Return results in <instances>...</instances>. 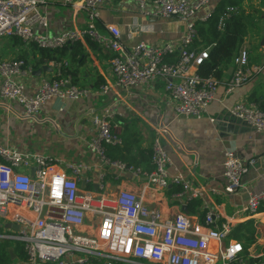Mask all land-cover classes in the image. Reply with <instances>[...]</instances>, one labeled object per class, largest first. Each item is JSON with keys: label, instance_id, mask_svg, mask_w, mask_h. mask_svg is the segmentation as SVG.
I'll use <instances>...</instances> for the list:
<instances>
[{"label": "built area", "instance_id": "obj_1", "mask_svg": "<svg viewBox=\"0 0 264 264\" xmlns=\"http://www.w3.org/2000/svg\"><path fill=\"white\" fill-rule=\"evenodd\" d=\"M70 1L76 10L87 13L91 38L114 53L111 67L117 86L129 88L161 79L175 102L178 115L201 118L207 113L221 81L199 72V66L209 57L210 47L197 50L191 45L197 34L196 22L212 14L209 12L199 18L198 11L211 0H134L142 15L176 17L185 22L179 58L174 62L167 60L176 50L171 42L139 41L128 48L118 25L109 23L108 32H100L96 21L101 17L105 0ZM44 2L0 0V39L18 37L53 50L82 38L78 30L52 36L36 33V25L47 26L48 23L40 12ZM236 9L229 7L227 15ZM132 25L141 26V23L136 18ZM51 63L56 68L55 76L42 78L38 91L30 95L20 78L31 74L33 66L24 58L0 57L1 98L17 102L27 117H33L52 98L78 100L89 94L88 87L78 85L65 73L67 60ZM231 66L233 69L226 81L228 93L261 69L259 65L250 64L249 46L244 42ZM101 89L107 92L109 85H102ZM229 113L257 132H264V109L256 103H237L229 108ZM92 120L96 133L89 139L88 147L99 162L95 165L68 162L50 154L21 151L0 143V241H21L26 252V260H15L12 264H131L134 259H144L151 264L243 263L240 257L245 249L243 242L232 238L225 243L232 226L230 222L218 221L219 215L206 202L204 221L198 222L185 211L168 214L158 206H150L145 190L123 189L115 196L106 194L102 171L97 177V190L82 187L86 172L101 170L107 165L144 176L147 186L154 189L175 186L171 198L184 205L221 193L217 188L195 184L180 171L169 173L172 161L163 142L162 129L156 130L153 139L151 163L154 168L149 171L109 156V146L123 144V126L112 106L95 113ZM223 154L224 191L229 194L246 191L248 198L240 211L258 213L264 202V187L251 190L242 182L249 163L237 155L235 147H225ZM23 167L29 171H23ZM8 224H18L19 228ZM213 240L220 242L216 251L212 250ZM263 255L252 254L254 257Z\"/></svg>", "mask_w": 264, "mask_h": 264}, {"label": "crops", "instance_id": "obj_2", "mask_svg": "<svg viewBox=\"0 0 264 264\" xmlns=\"http://www.w3.org/2000/svg\"><path fill=\"white\" fill-rule=\"evenodd\" d=\"M220 1L211 0L198 11V17L213 12ZM247 3L248 0H243L242 8L253 23L249 25L243 42L249 46L250 64L259 65L260 71L230 93L226 91L229 73L221 80L217 97L209 104L207 113L201 118H184L176 113L175 102L166 92L165 83L161 79L129 88L117 86L111 67L114 53L99 44L91 48L86 41L85 35L89 34L87 13L76 10L70 0H45L40 6V12L47 18V26L39 24L34 30L38 34L50 36L73 30L81 32L82 38L79 40L87 53L85 60L72 61V46L61 57L75 70V83L88 87L90 92L78 100L52 98L33 117H27L24 108L17 102L4 101L0 96V143L21 151L50 154L68 162L95 165L99 162L88 147L89 139L96 133L92 117L105 107L112 106L123 126V144L110 146V157L151 171L154 168L151 163L153 139L156 130L162 129L163 142L172 161L169 173L173 175L180 171L195 184L221 191L220 194L202 200V207L196 213H190L189 209L187 213L194 221L203 222L206 202L219 215L217 220L230 222L232 229L254 219L255 242L249 247V252L253 255L264 254V210L256 214L240 211L247 201V192L240 190L229 194L224 191L223 152L227 146L235 147L237 155L249 163V171L244 177L254 178L243 183L251 190L264 187V132H257L229 113V108L237 103H256L260 106L259 103L264 101V1L258 0L257 14L254 13L255 9L248 8ZM136 18L141 26L132 25ZM109 23L118 25L122 41L128 48L139 41L152 44L171 42L178 53L181 37L186 30L185 22L176 17L142 15L134 0H105L96 25L100 32L107 33ZM0 57H22L32 66L40 62L31 74L20 78L30 95L38 91L42 78H52L56 74L52 60L43 59L32 43L18 37L6 36L0 39ZM42 66H46V70L38 75L37 70ZM102 85H109L107 92L102 91ZM254 93L260 97L259 103L251 101ZM212 118L215 120L212 121ZM251 160H255L253 164H250ZM101 171L106 181L104 191L110 196L117 195L123 189L145 190L144 196L150 206H158L168 214L185 211L184 204L171 198L175 186L170 185L165 190L154 189L147 186L144 176H136L130 171H121L107 165L101 170L86 172L84 177L87 178L83 179L81 186L97 190L96 181ZM230 239L231 236L225 243ZM219 247L220 242L213 240L212 250L216 251ZM131 264L151 262L134 259Z\"/></svg>", "mask_w": 264, "mask_h": 264}, {"label": "trees", "instance_id": "obj_3", "mask_svg": "<svg viewBox=\"0 0 264 264\" xmlns=\"http://www.w3.org/2000/svg\"><path fill=\"white\" fill-rule=\"evenodd\" d=\"M242 4L243 0H221L206 20H198L196 22L197 34L191 47L197 50L210 47L209 57L199 66V72L202 75L214 76L220 81L229 75L233 59L248 33L249 25L253 23L252 18L243 10ZM229 7H237V9L227 15ZM85 37L91 48L98 46V43L89 34H86ZM32 45L42 54V58L47 61L64 60L61 56L65 55L66 51L71 49V46V58L73 62L85 60L87 55L84 45L80 40L67 43L65 46L53 50L40 48L35 43H32ZM178 58V52L167 56V60L170 62L177 61ZM39 64L40 62H35L33 68H36ZM64 70L76 82L75 70H72L71 66L64 67ZM259 100L260 97H257L256 93L251 96V101L259 103ZM259 105L264 109V101L259 103ZM201 207V199H194L188 204L190 213H196ZM260 210H264V202L261 204ZM201 214L203 218L204 213L202 212ZM255 234L256 225L254 219L240 223L232 230L230 234L231 238L242 241L245 247L240 255L243 263L239 264H264V256L254 257L249 252V247L255 242ZM11 241L13 240L0 242V264H12L15 260H26L24 243L13 241L14 245H12ZM10 249H13L14 258ZM116 264L125 263L118 262Z\"/></svg>", "mask_w": 264, "mask_h": 264}, {"label": "rangeland", "instance_id": "obj_4", "mask_svg": "<svg viewBox=\"0 0 264 264\" xmlns=\"http://www.w3.org/2000/svg\"><path fill=\"white\" fill-rule=\"evenodd\" d=\"M249 4L252 5V7H250ZM257 5H258V0H248V3H247L248 8H253V9H255V10H254V13H255V14L259 13L258 10H257V7H256ZM88 26H89V24H88ZM96 27H97V25H96ZM97 29H98V28H97ZM22 170H23V171H29V169L26 168V167H23ZM250 178H254V177H244V176H243V178H242V182H245V181H247V180L250 179ZM13 241H14V240H13ZM13 241H11V244H12V245H14V242H13ZM0 242H1V241H0Z\"/></svg>", "mask_w": 264, "mask_h": 264}, {"label": "water", "instance_id": "obj_5", "mask_svg": "<svg viewBox=\"0 0 264 264\" xmlns=\"http://www.w3.org/2000/svg\"><path fill=\"white\" fill-rule=\"evenodd\" d=\"M232 69H233V67L231 66V67H230V70H229V73H231ZM45 70H46V66H42L41 68H39V69L37 70V74L40 75V74H41L43 71H45ZM96 189H97V186H96ZM183 209L187 212V210H188V206H187V205H184V206H183ZM8 226H9V227H12V228H14V229H18V228H19V225H18V224H8ZM10 252L13 254V249H10ZM13 258H14V254H13Z\"/></svg>", "mask_w": 264, "mask_h": 264}]
</instances>
